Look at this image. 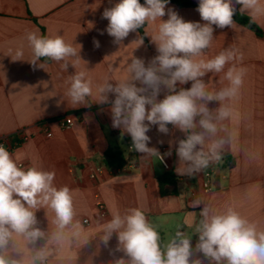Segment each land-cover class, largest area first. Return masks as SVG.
<instances>
[{"label":"crops","instance_id":"crops-1","mask_svg":"<svg viewBox=\"0 0 264 264\" xmlns=\"http://www.w3.org/2000/svg\"><path fill=\"white\" fill-rule=\"evenodd\" d=\"M190 1L198 3V0ZM115 2L0 0V140L12 143L14 134L25 130L28 139L15 145L11 155L24 169L35 167L55 172L54 185L69 187L75 209L72 224L63 231L57 229L51 209L34 210L36 226L44 236L33 242L13 233L4 254L17 264H33L35 253L41 249L48 253L43 264H112L122 254L110 255L117 245L115 234L107 247L102 243L103 225L114 213L123 214L130 208L143 211L156 226L162 243L179 229L191 237L193 249L198 239L194 227L200 207L193 206L197 199L201 207L207 204L216 211L232 207L255 222L258 230H264V35L236 21L231 28L214 30L203 58L210 59L225 49L234 48L242 59L226 65L224 71L235 65L243 68L245 75L238 97L224 102L231 107L233 117L218 121L214 136L206 135L205 151L214 140L224 141L221 159L189 178L176 172L177 167H183L176 148L178 140L185 138L184 133L171 125L169 134L158 132V126H152L147 133L151 138L149 147L158 150L165 146L166 153L171 152L166 155L169 169H165L157 156L141 158V153L130 151V134L112 127L110 103H99L96 85L105 79L113 83L127 79V66L133 57L143 58L147 63L157 55L151 37L159 21L147 23L142 27V34L139 30L130 33L121 45L113 44V38L106 32L99 34L108 24L102 19V13ZM261 2L264 4V0ZM167 7L185 21L203 23L197 7L173 3ZM240 7L236 5L238 12ZM241 14L251 19L247 11ZM162 19L166 20L167 16ZM251 21L264 33V16ZM42 29L44 36H62L78 51L81 45L82 60L75 63L69 59L67 70L61 67L63 62L44 58L39 61L43 69L30 65L32 50L26 36L28 32L42 35ZM141 37L143 44L140 45ZM94 38L99 41V48L94 46ZM17 49L24 53L20 61H14ZM81 70L87 72L93 84V95L87 101L90 107L74 106L66 96L69 75ZM202 79L209 91L228 86L224 72L207 73ZM177 87L178 90L190 88L191 82ZM114 98L109 94V100ZM159 98L163 99V94ZM207 106L215 114L220 102H210ZM65 115L73 117V125L62 128L55 120ZM43 122L48 123L51 137H46L40 129L39 124ZM196 131L201 129L198 127ZM111 147H118L129 157L126 166L109 169L103 165L104 154ZM98 167H103L102 172H97ZM169 170L175 175L176 184L165 186L168 193L162 196L157 178ZM209 170L213 175L206 190L204 175ZM96 195L104 203V215L96 207ZM197 257L202 258V254L194 251L192 259Z\"/></svg>","mask_w":264,"mask_h":264},{"label":"clouds","instance_id":"clouds-1","mask_svg":"<svg viewBox=\"0 0 264 264\" xmlns=\"http://www.w3.org/2000/svg\"><path fill=\"white\" fill-rule=\"evenodd\" d=\"M111 2V0H110ZM170 0H116L104 9L102 19H106L105 32L113 38L115 45H121L130 33L147 23L159 21L156 33L151 37L157 55L145 62L133 57L127 66L128 78L113 83L108 79L96 85L99 103H110L112 127L130 134V151L141 153V158L160 156L159 151L149 147L151 138L147 133L152 126L158 132L169 134V125L185 134L178 140L176 155L183 167H177L180 176L193 178L207 169L210 163L221 159L220 149L224 141L214 140L204 150L206 135L217 133V122L233 117L231 107L224 102L238 97L245 71L228 67L233 61L242 59L234 48H228L205 59L204 53L211 45L214 30L234 26L236 5L241 13L247 11L252 20L264 16L261 0H198L196 11L201 22L185 21L175 10L167 7ZM167 16V19H162ZM32 50L28 62L33 67L43 69L42 58L61 63L64 70L67 61L79 63L80 51L62 36H43L28 32L26 36ZM140 45L143 38L139 39ZM96 48L100 43L95 38ZM11 52V50H10ZM23 50L17 49L14 61H20ZM224 72L228 86L219 91H209L202 79L207 73ZM191 82L190 88H179ZM66 91L74 106L87 104L93 95V84L86 71L69 75ZM109 94L114 100H109ZM163 94V99L159 97ZM220 102L215 114L208 108L210 102ZM197 118H199L197 120ZM55 127V126H53ZM199 127L201 131H196ZM163 143V141H160ZM199 146V147H198ZM171 155V152L166 153ZM55 172L39 170L35 167L24 169L18 165L9 150L0 144V264H17L6 259L5 251L13 233L37 241L44 232L37 227L36 209L46 207L55 214L54 223L63 231L72 224L75 216L73 198L69 187L54 185ZM200 207L199 220L194 233L195 249L191 237L177 230L162 243L156 228L139 208L127 209L123 214L116 212L103 225L102 243L105 247L116 235L117 245L110 255L121 253L112 264H264V230H258L255 222L249 221L232 207L216 211L209 205L201 207L199 199L193 201ZM194 251L202 254L192 259ZM48 253L41 249L35 253L33 264L43 261Z\"/></svg>","mask_w":264,"mask_h":264},{"label":"trees","instance_id":"trees-1","mask_svg":"<svg viewBox=\"0 0 264 264\" xmlns=\"http://www.w3.org/2000/svg\"><path fill=\"white\" fill-rule=\"evenodd\" d=\"M141 3H144V0H140ZM169 3L176 4L178 6H192L197 7L198 3H195L190 0H170ZM234 21L239 24L256 31L258 35H264V33L251 21V19L240 12L236 11L234 16ZM139 32L142 34V28L139 29ZM42 35L44 36V31L42 29ZM129 157L125 156L123 152L118 147L108 148L104 154L102 163L106 168L109 169H121L127 165ZM159 192L162 196L166 195L168 192L165 190V186L176 184V177L171 170L165 172L162 176L157 178ZM172 193H175V190H172ZM192 247L194 244L191 242Z\"/></svg>","mask_w":264,"mask_h":264},{"label":"built area","instance_id":"built-area-1","mask_svg":"<svg viewBox=\"0 0 264 264\" xmlns=\"http://www.w3.org/2000/svg\"><path fill=\"white\" fill-rule=\"evenodd\" d=\"M55 122L62 128L70 127L73 125V117L71 115H65L63 117L57 118ZM39 127L43 131L46 137L52 136V132L48 128L47 122L40 123ZM27 139H28V135L26 134L25 130H19L14 134L12 143H8L6 140H0V144H3L9 150V152H11L15 145H18ZM158 151L160 155L163 157V159H161L160 156H157L158 160L160 161V163L163 165L165 169H169V164L166 160L167 148L165 146H160ZM19 166L21 167L22 165L20 164ZM102 170H103V167L97 168L98 173L102 172ZM212 175H213V172L211 170L207 171L204 175L205 181L203 183V187L206 190L210 188V180L212 178ZM92 177H94V174L92 175ZM96 207L101 215L105 214V206H104L103 201L99 198V195H96Z\"/></svg>","mask_w":264,"mask_h":264}]
</instances>
